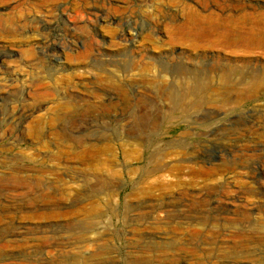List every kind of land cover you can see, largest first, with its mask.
I'll return each instance as SVG.
<instances>
[{
  "label": "rangeland",
  "instance_id": "374dc122",
  "mask_svg": "<svg viewBox=\"0 0 264 264\" xmlns=\"http://www.w3.org/2000/svg\"><path fill=\"white\" fill-rule=\"evenodd\" d=\"M206 1L0 0V264H264V0ZM196 78L225 97L172 119L153 91ZM68 96L39 130L81 144L38 152Z\"/></svg>",
  "mask_w": 264,
  "mask_h": 264
},
{
  "label": "bare ground",
  "instance_id": "6f19581e",
  "mask_svg": "<svg viewBox=\"0 0 264 264\" xmlns=\"http://www.w3.org/2000/svg\"><path fill=\"white\" fill-rule=\"evenodd\" d=\"M221 1L226 5V7H232L235 10L244 9L245 7H247L246 5H247V2H248L247 0H221ZM201 3L206 5L207 4V1L206 0H201ZM220 8H221V6H220ZM10 19H12V18H10ZM8 22L11 23L12 21H8ZM182 80H183V78H182ZM108 81L110 82L109 78H108ZM68 84H70V83L68 82ZM116 84L118 85V83H116ZM204 84H205V82L203 83V81L201 79L196 78L195 80H193V82H190L189 80H187V81H181V83L178 84V86H177L178 89H179L178 95L171 88H162V87L161 88L160 87L157 88V90L155 92L153 91L152 94L157 95L162 101H164V102L167 103V108L169 110L168 114L173 119L178 114L180 116H186L188 113H191L195 108H197L198 105H200L202 103L204 104L206 102L208 104H211L213 102L212 98L215 97V96H223V97H225V94L223 93V91L220 92L216 87H214V86H206ZM115 85H112L111 84V85H108V87H110L112 90L118 91L119 93H122V94L125 93L126 89H123L124 87L122 88L121 86H115ZM254 85H255V83H254ZM65 86H67V85H65ZM38 87L39 86H37V88ZM70 87H71V85H70ZM46 88H47V86H46ZM49 88H51V87H49ZM52 89H53V87H52ZM253 89L255 90L254 87L251 88V90H253ZM52 91H54V90H52ZM45 93H46V91H45ZM91 93H95V92H91ZM44 94H43V96H44ZM37 95L39 96L40 94L38 93ZM95 95H96V93H95ZM33 97H34V99L36 98V96H33ZM45 97H47V96H45ZM73 97L70 96V98H69V96H68L67 98L66 97H63L62 99H59L61 101L58 102L52 108H46V107L44 108L43 102H39L38 105H36V106L33 105L34 108H32L31 110H29L27 112L26 118L27 119L28 118H32L31 119L32 122L29 123V125H30L29 129L32 130V133L30 134V136H33L38 141L37 143H35L36 144L35 147H36V150L38 152L45 151V152L48 153L49 152V149H51V147L54 146L57 149L56 150L57 154L58 155H63L64 153L68 152L69 150H73L76 146L78 147L79 144H81L80 142L75 141L74 139H72L71 137H69V135L64 131V129L63 130L60 129L61 130L60 132H57V130H56L53 133L56 136L55 141L46 140L45 139L46 136L44 134H42V132L39 130L40 129V126L42 125V123H48V125H49V124L53 123L56 119L57 120H62V118L60 117L61 113H64L63 115H65L67 113H72V112H76V113H78V112H80V113L81 112H84V113L87 112V110H86L87 107L85 109L82 105H81L82 107L81 106H77V104H76L77 102H75V100L72 99ZM90 97H92V96L90 95ZM94 97L96 98V96H94ZM97 97H98V95H97ZM234 98H239V96H236ZM109 99L111 100V98H109ZM81 100L82 99H80V103H78V104H81ZM108 100H106V101H108ZM110 100H109V102H110ZM85 102H87V99H86ZM85 102H83V103H85ZM105 103L103 101L102 105L101 104L100 105L103 106ZM89 104H88V109L94 107L93 105H92V107L89 106ZM100 105L98 106L97 109H100L101 110L103 107L100 108ZM107 105H106V107H107ZM109 105H108V107H110L112 104L110 106ZM95 107L93 108L94 110H95ZM43 108L46 110V112L44 111L45 113L40 114L39 112ZM27 110H28V108H27ZM37 113H39V114L37 115ZM135 116H136V118L133 117L136 120L135 125H133L132 127L128 128V135L129 136L130 135L138 136L140 138V136L142 134L144 137H147L149 139V137H150L149 132L153 133L155 131V128L159 124L157 118L153 119L151 121V123H149L147 125V124H145V123L142 122V120L144 119L143 116H145L142 113V111L141 112H138L137 115H135ZM78 121H76V122H78ZM77 124L78 123L73 124L72 127L74 126L76 128L78 126ZM114 132H116V131H114ZM99 134L102 135V136L106 135V133H104V132H100ZM88 135L89 136H92V134H88ZM144 142L145 143H148L146 141V139H144ZM151 142H152V140H151ZM148 144H150V141H149ZM157 148H158V146H157ZM33 150H35V149H33ZM158 155H160V154H158V152L156 154L154 153L152 155L155 160L153 161V164L151 162L149 163V166L145 170V174L146 175H155L158 171H160V169H162L161 168L162 167V165H161L162 162L159 159H157V156ZM51 156H53V155H51ZM20 172H25V170L22 169L21 171H15V170H14V172L12 171V174H10L11 175L10 179L13 182H15V183L17 182L19 185H22V184H24V185L27 184L28 185L29 183H32V179H30V178H28L26 176H24V177L20 176ZM5 178H2V179H5ZM7 179H9V178L7 177ZM35 179H37V178H35ZM154 180L155 181H154V186L153 187L155 189L158 188V190H162L164 188V186L162 188V182L163 181H160L157 178L154 179ZM7 181H10V180H7ZM36 181H38L36 183H40L39 180H36ZM33 182H34V179H33ZM35 185H37V184H35ZM146 193H148V192H146ZM150 194H152V193L149 192L148 196ZM143 208L144 207H142V205H140L138 207H131L130 210H131V212H133L135 210L139 211V210H141ZM155 209H158V208L155 207ZM189 225H190V227H194V228L196 227L197 228V227L203 226L204 224H203V221H201V222H198L196 224H189Z\"/></svg>",
  "mask_w": 264,
  "mask_h": 264
}]
</instances>
